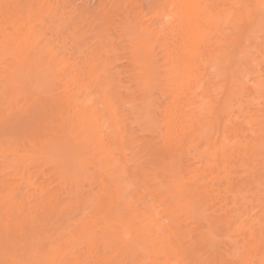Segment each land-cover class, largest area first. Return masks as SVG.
<instances>
[{"label": "snow or ice", "instance_id": "obj_1", "mask_svg": "<svg viewBox=\"0 0 264 264\" xmlns=\"http://www.w3.org/2000/svg\"><path fill=\"white\" fill-rule=\"evenodd\" d=\"M80 7L0 0V132L11 149L6 160H11L15 173L6 174L4 182L0 264H264V0L255 4L238 0L226 6L125 5L143 16L127 24L89 12L101 33L99 42L92 45L87 37L76 42L80 29L73 31V25L79 24ZM221 7L223 12L218 11ZM189 9L195 10L196 30L201 33L195 49L189 45L193 23L185 11ZM154 25H159V34ZM49 31L54 37H48ZM65 33H71L74 42L69 45L66 39L57 46L54 40ZM161 37L166 49H183V55L171 61L172 68L168 61L159 63ZM213 43L217 46L213 72L219 66L221 73L216 78L219 88L213 87L203 100L196 120L179 119L164 100L185 83L182 76L190 67L189 58L204 59V48ZM121 56L134 66L128 72L131 81L141 90L160 91L164 97L150 112L149 133L142 138V143H149L140 165L152 182L144 186L147 191L139 202L132 195L139 190L137 184L129 183L127 175L115 187L99 191L81 182L94 176L97 159L103 162L106 149L126 135L110 83L111 62ZM233 64L245 66L242 77L235 68L229 74ZM21 69L28 74L23 75ZM253 72L258 73V80L252 78ZM257 94L258 113L246 103ZM57 110L61 119L54 120ZM221 113L228 117L225 142L231 140L233 145L231 156L225 153L221 171L232 188L234 175L249 178L246 206L255 208L258 187V220L254 211L237 210L239 195L217 214L218 200L206 191L208 171H185V156L194 154L200 160L207 158L211 168L220 167V149L213 152L205 144L213 135L219 140ZM198 123L199 140L193 135ZM52 131L66 154L64 187L41 207L32 198L25 199V175L28 163L49 142ZM257 170L259 184L254 186ZM201 186L205 191L197 190ZM153 190L151 200L159 199V203L153 202L149 209L143 201ZM114 211H118L122 238L111 223ZM185 217H196L201 226L207 225L200 235L203 243L215 247L218 241H228L231 258H208L201 247L192 249L200 254L199 259L182 258L183 239L171 223L172 218ZM102 222L107 226H99ZM187 239L195 242L192 235Z\"/></svg>", "mask_w": 264, "mask_h": 264}, {"label": "rangeland", "instance_id": "obj_2", "mask_svg": "<svg viewBox=\"0 0 264 264\" xmlns=\"http://www.w3.org/2000/svg\"><path fill=\"white\" fill-rule=\"evenodd\" d=\"M8 2L35 5L68 4L81 6L77 10L79 24L73 25V31H75L79 27L80 32L76 42L87 37V43L89 45H92L94 42L98 43L101 35L100 30L95 28L94 22L90 21L89 12L100 15L102 19L106 18L122 24L123 22L129 23L130 20L139 21L143 18L142 13H140L138 10H133L131 7L126 8L124 7L125 5L133 6L148 3L162 4V0H8ZM213 3L216 4L215 1H213ZM219 5L222 6L223 4ZM113 27H115V25H113ZM158 27L159 25H154V30ZM54 35L55 33L53 31L48 32L49 38L54 37ZM66 39L69 45L74 42L71 33H65L63 36H60L58 40H54V43H56L57 46L63 45ZM160 42H162V40ZM163 49L164 46L162 48H157V52H161L159 53L160 56L165 54L162 52ZM163 60L164 58L163 56H161V59L159 61V63H161L160 65H163ZM130 65L131 63H129L128 59L123 56H121L119 59H116L114 57L111 62L112 78L110 83L113 98L115 100V103L119 107L122 124L126 129V135L122 134L121 139H116L113 142L112 147L110 149H106V153L111 154L108 158H106L103 162L97 159L93 167L94 176L89 175L85 180H82L81 182L86 188H92L96 191H99L100 189L108 185L113 186L112 182H121L123 180V177L127 175L129 183L137 184L139 190L135 191L132 195H134L135 200L138 201V199L142 200L145 196V192L147 190L144 186L152 182V177L147 175L144 168L140 165V160L145 151V146L147 143H149V141H144L142 143V138L147 136L149 133L148 118L150 112L155 109L156 105L160 104L161 101L164 100V97L161 93H159L160 91H151L153 93V95L151 94L152 98L150 97L151 107L149 109V113L144 114L142 110L144 108V105L142 100H140L139 98L140 96L135 90V83L128 77V72L131 69ZM217 75H219V73L213 72V61H211L203 74V80L206 87L204 94L206 95V97L213 89V87H219V85L216 83ZM122 80L123 83H121ZM0 99H2V97H0ZM168 100L169 97L168 99L164 100V105ZM65 104L67 103L65 102ZM222 118H224V116H222ZM52 119H61L59 110L55 111L52 114ZM56 127H58V125H56ZM48 136L50 138L49 142L47 144H42L39 149V153L34 156L28 163L27 172L25 175V199L32 198L34 202L38 203L41 207H44V205L48 201H51L57 195V193L63 190L64 187V180L61 178L60 173L65 166L66 154L63 150L61 142L56 137L55 131L50 132ZM214 137L215 136H212L211 138ZM196 139L199 140V137L196 136ZM232 139H235V136H233ZM209 145L211 146L213 152L216 150L213 149V147H218L220 149V167L213 169L208 165L207 158L200 160L198 158V155L194 154L191 157L185 156V170L191 171L194 169H202L208 171L209 174L206 177V180L208 181L206 190H211V192H209L210 197L218 200V203L216 205L217 214H219L224 209H227L234 201V199L239 195L240 199L236 201L237 210L240 212H244L245 214H250L254 211L255 217L258 220L260 217L258 188L255 208H253L251 205L246 206L244 200V192L248 191L249 178L242 177L239 174L234 175L233 183L235 184V187L232 188L230 187L227 179H225L224 173L221 171L225 153H227L228 156H231L232 154V141L229 140L225 142V139L222 138V133L220 130L219 140H215L213 142V140L211 139L205 144L206 147H208ZM1 147H4V150H0V247H2L3 243L2 211L5 177L6 174H15L12 171L14 166L11 160H6V156L11 150L7 148L2 132H0V149ZM29 147H31V145H29ZM48 149L56 150L54 153L56 155H52L56 157L50 156V159H47L43 152H47ZM201 152H203V149H201ZM256 176L258 180V170L256 172ZM213 181H215V184L213 183ZM201 189L202 186L198 188V191ZM241 189H243V191H241ZM147 194L149 199L144 201L148 204V208L151 209L152 203L155 202L158 204L159 199H156L155 201L151 200V197L155 195L154 190L148 191ZM66 223L71 224V222L68 221H66ZM99 226L103 227L107 225L105 222H102V224ZM200 226L201 224L197 225L188 217H185L182 220L172 218L171 227L176 232H179L181 238L183 239L180 256L182 258L187 257L189 259H199L200 254L192 251V249L194 247H201L203 248L204 253L208 258H231L228 255V241H218L215 247H213V244L211 242L203 244L201 239L198 240L197 235L204 228L203 226H201V229ZM111 230L112 229L109 228V231ZM258 230L259 225L257 224V231ZM189 235L195 237V242L187 239ZM123 255L124 253H121V256ZM141 255L143 254L141 253Z\"/></svg>", "mask_w": 264, "mask_h": 264}, {"label": "bare ground", "instance_id": "obj_3", "mask_svg": "<svg viewBox=\"0 0 264 264\" xmlns=\"http://www.w3.org/2000/svg\"><path fill=\"white\" fill-rule=\"evenodd\" d=\"M213 1H215L216 5L223 4L222 6L231 5L233 3L238 2V0H162V4H189V5H191V4H214ZM244 2L255 4V3H258V0H244ZM185 11L192 18V21H193V23L189 26L188 36H189L190 47L192 49H195L197 47V45L199 44V38L201 35V33L196 30V24H195L196 12L193 9H189V10H185ZM218 11L223 12L224 8L221 7L220 9H218ZM127 23L123 22L122 24H127ZM222 27L223 26H221V28ZM216 30L217 29H216L215 25H212V31L215 32ZM170 31L171 30H169V34H170ZM154 32L156 34H159V27L157 29H155ZM154 39H155V37H154ZM161 40H162V42H160ZM160 41L158 43L157 48H162L164 46V49L162 50V52L165 53L164 55H161L164 58V60H163L164 63L163 62L162 63L164 65L165 62L168 61L169 62L168 67L172 68L173 64L171 63V61L175 60V58L177 56L183 55V49H181L180 51H176L175 46H173L172 49H166L165 45H164L165 44V38L161 37ZM256 45H257V47H256V53L255 54H256L257 61H258L259 60V55H258V53H259V36H258V34L256 37ZM216 48H217V46L215 43L204 48V59H200L199 57L189 58L190 59V67L186 71L183 72V76H182V79H183V81H185V83L183 84L182 87L178 86V87H176V89L174 91L171 92V94L169 95V100L165 104V107L171 105L175 117H177L179 119L191 118L193 120H196L197 117H199V115H200V107L199 106L202 104L203 100L206 98V95L204 94L206 87H205V82L203 80V74H204V71L207 68L208 64L211 61H214L216 59ZM168 52H170V53H168ZM158 53H161V52H158ZM186 62H188V61H186ZM130 67L132 68L134 66L131 64ZM180 67L183 68L184 65L180 64ZM233 68L236 69L237 74L240 75L241 77L245 73V66L244 65H240L239 67H237L235 64H233L232 68L229 69V74H231ZM21 72L23 75L28 74L27 69H21ZM217 73L221 74L219 70L217 71ZM34 75L35 74L33 73V76ZM252 78L258 80V78H259L258 73L253 72ZM134 87H135L137 94L140 96L139 97L140 100H142V102H143V105H144V108L142 109L143 113L144 114L149 113V109L151 107V100L150 99L152 98L151 94L153 95V93L151 92V90H141L136 84H134ZM159 93H161V92H159ZM65 102L67 103V100ZM82 102L86 103L87 99L82 98ZM220 103H221V105H223L224 101L222 100ZM246 103L251 104L253 110L256 111L257 113L259 112L260 96L258 94L255 95L253 99L246 101ZM72 104H73V106H75V104H76L75 99L72 100ZM222 116H224V118H222ZM227 119H228L227 115L221 113V121H220L219 128H220L221 133H222V138H224V126H225L224 122ZM232 119H233V122H235V116H233ZM199 130H200V125L198 123L197 129L195 132H193V135L199 137V135H198ZM213 136H215V135H213ZM215 137L211 138L213 140V142L215 140H217V137L216 138ZM217 148L218 147H213V149H217ZM0 150H4V147H1ZM55 151L56 150L48 149V151L43 152V154H45L47 159H50V156L56 155V154H54ZM110 155L111 154H107L106 158H108ZM52 157H56V156H52ZM185 171H188V170H185ZM60 174H61V178L64 180L63 170L61 171ZM117 183H120V182H117V181L112 182L114 187ZM252 184L253 185L259 184V179L257 180V176H255V179L252 181ZM202 189H204V188L202 187ZM202 189L199 191H205V189L204 190H202ZM206 191H207L208 195H209V192H211V190H206ZM139 201H142V200L138 199L137 202H139ZM143 202L146 204L147 207H149L145 201H143ZM111 216H112L111 222L116 226L117 229H119V235L122 238L124 233H123V230L119 228L118 211H114L111 214ZM142 218H143V215L141 214V219ZM188 218H190L197 225L201 224L200 220L196 217H188ZM203 227H204L203 228V230H204L205 228H207V225H203ZM201 229H202V227H201ZM201 232H199L197 235L198 240L200 239ZM153 258H154V256H153Z\"/></svg>", "mask_w": 264, "mask_h": 264}]
</instances>
